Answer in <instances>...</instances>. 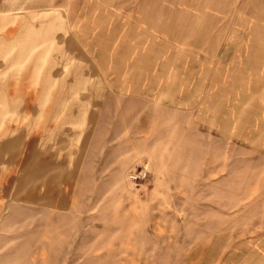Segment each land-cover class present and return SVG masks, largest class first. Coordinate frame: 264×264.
<instances>
[{"label":"rangeland","instance_id":"obj_1","mask_svg":"<svg viewBox=\"0 0 264 264\" xmlns=\"http://www.w3.org/2000/svg\"><path fill=\"white\" fill-rule=\"evenodd\" d=\"M0 264H264V0H0Z\"/></svg>","mask_w":264,"mask_h":264}]
</instances>
